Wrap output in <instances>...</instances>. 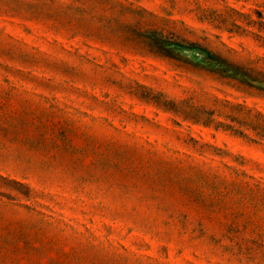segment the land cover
Segmentation results:
<instances>
[{"label": "rangeland", "instance_id": "rangeland-1", "mask_svg": "<svg viewBox=\"0 0 264 264\" xmlns=\"http://www.w3.org/2000/svg\"><path fill=\"white\" fill-rule=\"evenodd\" d=\"M0 0V264H264V0ZM165 44V43H164Z\"/></svg>", "mask_w": 264, "mask_h": 264}, {"label": "trees", "instance_id": "trees-1", "mask_svg": "<svg viewBox=\"0 0 264 264\" xmlns=\"http://www.w3.org/2000/svg\"><path fill=\"white\" fill-rule=\"evenodd\" d=\"M97 1L100 3H110L108 0ZM261 26L264 29L263 23ZM149 42L151 43V47L156 49V54L171 59H176V56H174L176 47L199 50L203 53L201 65L205 66L207 70H217L228 77H234L246 88L264 93V57L246 60L244 63L231 62L196 44L190 43L187 46H184L179 42L160 38L155 35V32L151 33V40ZM261 132L264 135V128Z\"/></svg>", "mask_w": 264, "mask_h": 264}]
</instances>
